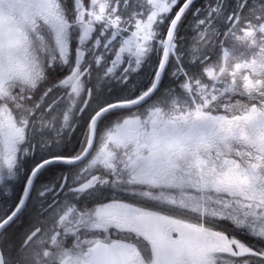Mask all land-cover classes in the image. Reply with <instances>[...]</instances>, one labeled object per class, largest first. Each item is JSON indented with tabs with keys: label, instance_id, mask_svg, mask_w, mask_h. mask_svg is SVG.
Returning a JSON list of instances; mask_svg holds the SVG:
<instances>
[{
	"label": "snow or ice",
	"instance_id": "obj_1",
	"mask_svg": "<svg viewBox=\"0 0 264 264\" xmlns=\"http://www.w3.org/2000/svg\"><path fill=\"white\" fill-rule=\"evenodd\" d=\"M0 264H264V0H0Z\"/></svg>",
	"mask_w": 264,
	"mask_h": 264
},
{
	"label": "flooded vegetation",
	"instance_id": "obj_2",
	"mask_svg": "<svg viewBox=\"0 0 264 264\" xmlns=\"http://www.w3.org/2000/svg\"><path fill=\"white\" fill-rule=\"evenodd\" d=\"M149 68L148 67H145L143 70H142V73L140 74V77L139 79H141L142 81H146L147 80V77H148V73H149ZM60 167L62 166H53L52 169H50L49 173L45 176V180H48L50 179L52 176H55L57 171H59Z\"/></svg>",
	"mask_w": 264,
	"mask_h": 264
}]
</instances>
